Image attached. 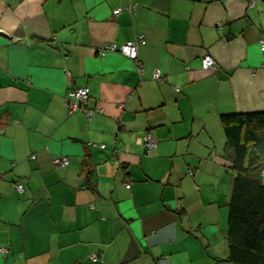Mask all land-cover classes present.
I'll return each instance as SVG.
<instances>
[{"label": "crops", "instance_id": "1", "mask_svg": "<svg viewBox=\"0 0 264 264\" xmlns=\"http://www.w3.org/2000/svg\"><path fill=\"white\" fill-rule=\"evenodd\" d=\"M138 36L142 75L97 54ZM261 39L264 0H0V264H235L220 116L264 112Z\"/></svg>", "mask_w": 264, "mask_h": 264}, {"label": "trees", "instance_id": "2", "mask_svg": "<svg viewBox=\"0 0 264 264\" xmlns=\"http://www.w3.org/2000/svg\"><path fill=\"white\" fill-rule=\"evenodd\" d=\"M220 122L232 173L227 259L235 264H264V112L224 114Z\"/></svg>", "mask_w": 264, "mask_h": 264}, {"label": "built area", "instance_id": "3", "mask_svg": "<svg viewBox=\"0 0 264 264\" xmlns=\"http://www.w3.org/2000/svg\"><path fill=\"white\" fill-rule=\"evenodd\" d=\"M249 4H252V2H249ZM122 10L127 11L129 13H135L137 10V6L135 4L128 5L124 7L123 9H116L112 13L114 15L119 14ZM144 44V40L142 39L141 36L136 37L134 40L126 42L120 46H117L116 44L110 43V44H102L97 48V54L100 57H103L106 54L109 53H114V52H119L122 55L126 56L130 60H132L135 65L137 72L142 75L143 70L142 66L138 61V46ZM259 51L263 56V62H262V67L264 68V41L260 40L259 41ZM200 67L202 70L206 71H212L215 68L214 60L209 54H205L204 56L201 57L200 59ZM152 79H160L161 74L159 71L154 70L151 74ZM88 100V90L87 88H77L71 90L67 98H65V104L67 106L68 113H73L75 111H81L86 119H89L90 116L92 115L93 111L86 108V103ZM140 142L142 145H144L146 151H150L153 148L156 147V142L155 140L149 135L146 134L144 135L141 139ZM87 146H97L99 148H104V145H96L91 142L87 143ZM53 163L56 167H66L68 165V159L63 158V157H57L53 160ZM125 186H129L128 180H125ZM16 190L18 192H21V186L17 185ZM90 260L95 261L96 256H91Z\"/></svg>", "mask_w": 264, "mask_h": 264}]
</instances>
